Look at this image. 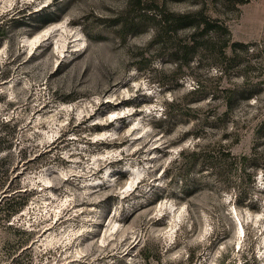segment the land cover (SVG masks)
I'll use <instances>...</instances> for the list:
<instances>
[{
  "label": "rangeland",
  "instance_id": "obj_1",
  "mask_svg": "<svg viewBox=\"0 0 264 264\" xmlns=\"http://www.w3.org/2000/svg\"><path fill=\"white\" fill-rule=\"evenodd\" d=\"M263 121L264 0H0V264H264Z\"/></svg>",
  "mask_w": 264,
  "mask_h": 264
},
{
  "label": "trees",
  "instance_id": "obj_2",
  "mask_svg": "<svg viewBox=\"0 0 264 264\" xmlns=\"http://www.w3.org/2000/svg\"><path fill=\"white\" fill-rule=\"evenodd\" d=\"M249 1L250 0H224V2H225V5H227V6H229V7H231L232 9H234L235 11H239V7L240 6H243V5H245V4H247V3H249ZM204 14H201V18H199L200 20L197 22V27L198 28H200L202 25H203V27L205 28V29H208V28H210L211 30H215V29H218V28H220V29H222L223 28V25L222 24H218V22H216V21H218V20H216L215 22L216 23H210V22H208L207 21V17L208 16H203ZM187 17H181L180 19L181 20H179V21H185V19H186ZM179 23H183V22H179ZM226 31H227V29L226 28H224ZM228 42L225 44V46L223 47V49L225 48V47H228ZM257 138L260 140V139H264V121H263V123L261 124V126H260V128L257 130ZM0 151H1V148H0ZM254 155H256V153L255 154H253V156H244L243 157V164H242V166L241 167H243V168H240V171H242V172H245L246 171V168L247 167H250V168H256L257 166H256V163L255 162H253L254 160H256V158L254 157ZM250 161L252 162V164L250 163ZM0 188H1V185H0ZM12 200L13 199H9L8 197H6L4 200H3V202H2V206H9L10 205V203L12 202ZM18 210H12V211H10V215L11 214H13V213H16Z\"/></svg>",
  "mask_w": 264,
  "mask_h": 264
},
{
  "label": "water",
  "instance_id": "obj_3",
  "mask_svg": "<svg viewBox=\"0 0 264 264\" xmlns=\"http://www.w3.org/2000/svg\"><path fill=\"white\" fill-rule=\"evenodd\" d=\"M3 197H0V199H2ZM1 201V200H0Z\"/></svg>",
  "mask_w": 264,
  "mask_h": 264
}]
</instances>
